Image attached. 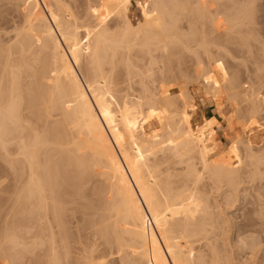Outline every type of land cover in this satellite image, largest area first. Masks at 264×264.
Returning <instances> with one entry per match:
<instances>
[{
    "label": "bare ground",
    "instance_id": "obj_1",
    "mask_svg": "<svg viewBox=\"0 0 264 264\" xmlns=\"http://www.w3.org/2000/svg\"><path fill=\"white\" fill-rule=\"evenodd\" d=\"M162 1L141 12L147 0H140L142 20L136 25L128 16L132 0H123L113 12L122 23L116 34L91 27L82 31L62 0L17 1L26 7L21 28L13 42L0 39V148L5 156L15 155L18 182L12 209L28 225L16 228L24 236L3 229L0 264H18L23 254L35 251L44 253L46 264H108L111 257L112 264H231L226 235L233 232V222L220 205L209 202L201 189L203 175L226 183L228 197L245 180V161L257 170L254 165H263L264 156L253 152L255 144L246 137L245 157L242 141L235 140L227 147L233 162L214 160L210 119L205 117L200 131L186 116L179 120L180 92L172 94L174 84L161 82L159 93L146 87L144 98H156L152 104L118 95L126 91V81L115 72L120 64H134L135 47L146 48L142 58H151L142 67L135 65L137 70L133 67V79L140 76L138 69L156 65L155 52L175 43L191 51V39H184L194 34L182 33L177 25L179 15L191 16L193 8ZM195 1L205 15L210 0ZM172 12H180L178 20ZM93 13L89 15L96 17ZM228 25L231 31L234 26ZM200 46H208L204 33ZM257 93L234 96L248 104L252 118L264 112ZM184 95L193 107L194 98ZM224 97L215 102L219 110ZM151 110L160 134L154 140L147 138L151 118H144ZM181 167L184 171L177 173ZM241 240L250 244L249 237Z\"/></svg>",
    "mask_w": 264,
    "mask_h": 264
},
{
    "label": "rangeland",
    "instance_id": "obj_2",
    "mask_svg": "<svg viewBox=\"0 0 264 264\" xmlns=\"http://www.w3.org/2000/svg\"><path fill=\"white\" fill-rule=\"evenodd\" d=\"M17 1L0 0L1 41L6 42L13 39V42L15 40V33L21 28L22 13L26 7L20 5H23L22 2L19 3ZM62 1L70 8L69 10L74 14L73 17L76 18V23L79 27L81 26L82 31L91 27L103 30L108 34H116L122 27L121 19L119 20V17L114 15L113 12H118L123 0ZM139 1L132 0V5L128 12L130 21L136 25L142 20L140 10L141 12H144V10L150 11L156 4V0H147L146 5L139 10ZM174 1L173 3L175 5ZM168 2L170 0L165 4L168 5ZM176 2L182 6L185 5V8H190L189 10H192L191 8L194 10L191 11L192 14L194 13L191 16L190 13L186 15L185 12H182L181 16L179 15L178 17L177 15L180 12L176 14L172 12L174 18H179L178 29L187 35L194 34L192 35L193 37L189 36L184 39L187 43V39H191L188 43L191 51L189 52L181 44L175 43L166 51L155 52L153 53V60H155L156 65L138 69L140 76L133 79L132 74L135 75V70H137L136 66L142 67V65L148 64L151 58L149 55H147L146 59L142 58V55L147 51L146 48L135 47L131 53V58H133L132 63H134L132 64L133 66H125V63L120 64L116 70L117 72H115L116 77L126 81L124 83L126 91L118 95H127L131 101L152 104L156 98H144L146 87L156 90L161 82H164L168 86L174 84L175 87L172 94L176 96L180 92L177 95L179 98L177 104L179 114L177 118L179 120L184 122L183 118L186 116L185 121L191 120L193 128L200 131L202 126L206 124L205 117H212L210 127L215 130V135L213 136V153H216L214 160L233 162L230 151L228 150L238 140L242 141L240 142L239 148L241 155L245 157L246 147L244 146H247L248 141L246 137L253 141V145L255 144L252 147L253 152L255 151L258 156H261V154L264 156V112L258 113V115L252 118L247 114L249 113L248 104H242V99H234V96H238L239 94L241 96L245 94L249 97L251 95L252 97L255 90L256 93L259 90L258 93L262 100H264V0H210L209 2L207 1V12H204L205 15L200 12L201 8H197L198 6L195 0H177ZM198 4L200 5L199 2ZM245 8H249L250 12H244L243 9ZM90 12H94L93 16L94 14L96 16L95 12H97V16L91 17L92 15H89ZM167 13L170 14V12ZM201 14L204 17H201ZM243 23L248 24L247 27L250 28L246 29V25ZM228 24L230 26L233 24L234 26L231 31L226 29ZM189 25L191 26V31H189ZM246 30L248 31L247 34H245ZM203 33L208 42V46L205 48L200 46ZM84 35V32H82V37ZM243 43L244 45H241ZM2 45L4 46V44ZM133 67H135V70ZM155 92L159 93L157 90ZM184 94L194 98L192 105L193 107L196 105L197 110L194 109L196 106L193 108L187 105L186 99L188 98ZM222 94L228 96V98H223L222 104L224 106L219 110L215 102H217ZM206 95L214 96L215 98L212 99L216 100L212 101ZM183 96L186 98L184 99ZM231 98L232 100H228ZM145 109H148V106ZM185 111L190 113L186 114ZM151 113L152 115L150 116H144L146 119L151 118L150 128L148 127L149 136L147 138L148 140L159 139L157 115L153 110H151ZM245 125L246 127H244ZM15 148L14 145L9 146L10 151L15 150ZM161 155L164 154L162 153ZM14 158L15 155L5 156L0 148V234L3 229H8L10 230V234L13 232L17 235L24 236L25 232L16 228L19 225L22 226V224L23 226H27L28 221L26 218L19 219L15 208L13 207L12 209V206L15 204L14 195L18 182L17 173L15 172L12 161ZM248 163L245 161L241 168V171L244 172V175L242 174V177L245 179L243 180L242 178L244 182L239 186L240 188L232 192L231 196H226L227 192L229 190L231 191L226 183L217 184L209 179L210 176L208 174L203 175V179L204 177L205 179L201 182V189L202 191L205 190V194L207 193L206 195L211 205H220L222 213L225 211L223 214L225 218L230 217L232 219L233 232L226 235V239L229 238L232 244L229 243L227 245L229 247H226L231 264H264V164H255L254 166L257 168L259 166V169L256 170L255 167H252ZM196 165H198L196 167L197 170L202 169L198 160H196ZM245 165L249 168L246 169L245 167L244 169ZM182 171H184V168L181 167L177 173H181ZM219 186L220 188H216ZM226 197L228 201L225 199ZM214 212L218 211L216 210ZM239 231L242 233L241 236L238 233ZM25 237L28 239L29 235ZM247 237H249V243L252 244V247L250 244L247 246L245 243H239L242 242L241 239ZM22 257L17 262L18 264H46V258L43 252L35 251L32 255L31 253H26ZM112 258H108L110 260L107 259L108 264H112ZM117 261L116 264L119 262Z\"/></svg>",
    "mask_w": 264,
    "mask_h": 264
},
{
    "label": "crops",
    "instance_id": "obj_3",
    "mask_svg": "<svg viewBox=\"0 0 264 264\" xmlns=\"http://www.w3.org/2000/svg\"><path fill=\"white\" fill-rule=\"evenodd\" d=\"M208 119H210V121H212V117L211 118H208Z\"/></svg>",
    "mask_w": 264,
    "mask_h": 264
}]
</instances>
